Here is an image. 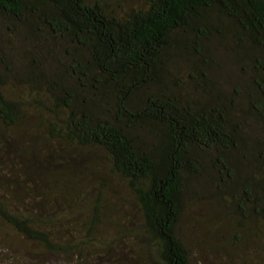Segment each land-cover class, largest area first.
<instances>
[{"label":"trees","instance_id":"obj_1","mask_svg":"<svg viewBox=\"0 0 264 264\" xmlns=\"http://www.w3.org/2000/svg\"><path fill=\"white\" fill-rule=\"evenodd\" d=\"M5 146L0 171L24 175L0 179V231L31 250L94 241L52 234L54 196L79 193L59 166L73 148L126 184L160 264H195L188 215L264 256V0H0ZM32 151L53 163L34 177Z\"/></svg>","mask_w":264,"mask_h":264},{"label":"rangeland","instance_id":"obj_2","mask_svg":"<svg viewBox=\"0 0 264 264\" xmlns=\"http://www.w3.org/2000/svg\"><path fill=\"white\" fill-rule=\"evenodd\" d=\"M42 135L41 131L32 129V144L42 139ZM48 149L49 146L44 148ZM85 152L87 154L73 148L60 149L64 159H59L63 162L59 166L65 167L76 181L79 193L73 206L68 205L70 196L58 194L54 196L52 208H48L53 214H61V220L51 223L53 235L69 245L91 237L94 239L92 244H80L76 250L68 249L62 253L35 248L31 250L5 229L0 231V241H5L8 246H0V264H160L152 241L142 230L140 210L126 184L113 174L105 175L96 171L94 168L106 167L102 158L96 152ZM14 154L12 146L0 148L2 158L8 156L12 160ZM42 155L46 153L32 151V177L36 171L52 167L53 163H46L45 160L40 162ZM85 157L86 161L82 163ZM94 161L97 162L96 166L93 165ZM12 173L3 167L0 179L7 177L10 182L13 177L24 175L23 170H19L15 176ZM36 180H32V186L38 183L43 187L47 181L45 178ZM102 185H105L103 190ZM35 198L40 207L45 206L46 202L39 201L36 195ZM93 207L99 209L96 220ZM69 208L71 212L67 215L65 211ZM189 217L191 215L183 218L179 231L189 241L191 258L195 264H264L263 250L256 244L242 250L233 249L234 252L229 253L230 248L220 242L216 232L204 224L198 225Z\"/></svg>","mask_w":264,"mask_h":264}]
</instances>
